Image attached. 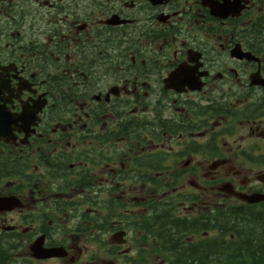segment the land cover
<instances>
[{
  "label": "flooded vegetation",
  "instance_id": "af4514ba",
  "mask_svg": "<svg viewBox=\"0 0 264 264\" xmlns=\"http://www.w3.org/2000/svg\"><path fill=\"white\" fill-rule=\"evenodd\" d=\"M63 1L0 0V109L21 118L0 140V196L27 204L0 213V264H169L179 230L157 203L217 201L224 181L264 192V0ZM73 176L150 201L147 242L84 257ZM39 236L64 255L33 257Z\"/></svg>",
  "mask_w": 264,
  "mask_h": 264
},
{
  "label": "trees",
  "instance_id": "16d2710c",
  "mask_svg": "<svg viewBox=\"0 0 264 264\" xmlns=\"http://www.w3.org/2000/svg\"><path fill=\"white\" fill-rule=\"evenodd\" d=\"M230 222L232 223H228L227 226L236 228V239L224 240L220 238L218 241L220 243L234 245V247H231V255L227 254L223 256L219 242L211 239L206 241L207 244L200 250H194L192 252L182 251L181 254L184 255V259L195 260L196 257L201 256L204 259H215L219 262H226L224 260H228L226 263L221 264H264V211L255 213V218L245 223L244 226H247L246 232L241 231L244 228L241 224L234 220ZM162 226V230L166 232L170 227H177V224H174V226L171 224ZM233 260L235 261L234 263H232Z\"/></svg>",
  "mask_w": 264,
  "mask_h": 264
},
{
  "label": "rangeland",
  "instance_id": "374dc122",
  "mask_svg": "<svg viewBox=\"0 0 264 264\" xmlns=\"http://www.w3.org/2000/svg\"><path fill=\"white\" fill-rule=\"evenodd\" d=\"M84 205H82V206H80L79 208H78V211H84ZM79 213V212H78ZM74 219V220H73ZM72 219V222L73 223H75L76 225H77V228L79 227V226H81V224H82V218H81V216H79V215H77L75 218H73ZM74 225V224H73ZM76 228V227H75ZM73 234H74V236H75V238L76 239H78V237H79V235H77L78 234V231L76 230V232H73ZM101 238H104L105 240L107 239V233H104V234H102L101 235ZM90 242H91V240H90ZM93 242V241H92ZM86 251H84V253H85Z\"/></svg>",
  "mask_w": 264,
  "mask_h": 264
},
{
  "label": "water",
  "instance_id": "95a60500",
  "mask_svg": "<svg viewBox=\"0 0 264 264\" xmlns=\"http://www.w3.org/2000/svg\"><path fill=\"white\" fill-rule=\"evenodd\" d=\"M247 198V200L248 201H250V202H254V201H256L258 198L257 197H254V196H248V197H246Z\"/></svg>",
  "mask_w": 264,
  "mask_h": 264
}]
</instances>
